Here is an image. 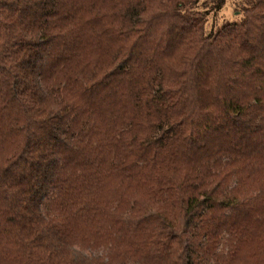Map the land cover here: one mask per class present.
<instances>
[{"label": "trees", "instance_id": "1", "mask_svg": "<svg viewBox=\"0 0 264 264\" xmlns=\"http://www.w3.org/2000/svg\"><path fill=\"white\" fill-rule=\"evenodd\" d=\"M224 2L0 0V264L263 263L264 0Z\"/></svg>", "mask_w": 264, "mask_h": 264}, {"label": "rangeland", "instance_id": "2", "mask_svg": "<svg viewBox=\"0 0 264 264\" xmlns=\"http://www.w3.org/2000/svg\"><path fill=\"white\" fill-rule=\"evenodd\" d=\"M246 6H248L247 0H225L223 6L217 11H212V10L208 11V14L206 16V29L207 30L213 29L215 31L226 22L240 20L243 15L240 12V9ZM226 249L227 247H222V245L218 247L219 251L223 250L225 252ZM84 252L92 253V254L95 253L104 254L105 250L102 247L100 248L88 247L84 249ZM259 260L260 258H258V255H256L252 258V261L249 262L251 263L253 262L254 264V262L258 263ZM243 264H249V263L243 262ZM262 264H264V260Z\"/></svg>", "mask_w": 264, "mask_h": 264}]
</instances>
